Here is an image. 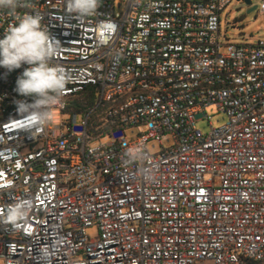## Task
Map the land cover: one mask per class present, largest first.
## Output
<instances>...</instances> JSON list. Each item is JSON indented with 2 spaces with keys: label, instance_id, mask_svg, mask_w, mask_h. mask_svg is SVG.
<instances>
[{
  "label": "built area",
  "instance_id": "2783aa9c",
  "mask_svg": "<svg viewBox=\"0 0 264 264\" xmlns=\"http://www.w3.org/2000/svg\"><path fill=\"white\" fill-rule=\"evenodd\" d=\"M235 1L128 0L117 14L102 0L84 19L66 0L18 9L43 16L72 79L51 123L28 130L15 91L27 65L0 67V210L33 202L19 227L0 224V264H264V41L222 43ZM10 23L0 10V38ZM210 107L228 123L204 134Z\"/></svg>",
  "mask_w": 264,
  "mask_h": 264
},
{
  "label": "clouds",
  "instance_id": "9594fccd",
  "mask_svg": "<svg viewBox=\"0 0 264 264\" xmlns=\"http://www.w3.org/2000/svg\"><path fill=\"white\" fill-rule=\"evenodd\" d=\"M102 0H66V10L80 19L94 16ZM31 0H0V10L6 11L13 20L0 38V67L9 72L24 67L16 79L15 91L25 99L16 101L19 121L28 130H44L53 119L52 108L63 97L71 73L52 60L60 52V41L49 28L42 24L43 16L38 11L21 14L18 9L31 8ZM30 98V99H29ZM143 154V146H137ZM126 155L132 159L136 150L128 149ZM146 179H154L148 174ZM33 202L19 199L0 210V224L19 227L25 221Z\"/></svg>",
  "mask_w": 264,
  "mask_h": 264
},
{
  "label": "rangeland",
  "instance_id": "374dc122",
  "mask_svg": "<svg viewBox=\"0 0 264 264\" xmlns=\"http://www.w3.org/2000/svg\"><path fill=\"white\" fill-rule=\"evenodd\" d=\"M128 0H116L117 14L121 13L119 5L125 9ZM252 5L247 6L246 3L241 0H236L223 12L221 22V41L224 44H248L253 45L259 41H264V14L261 13L264 0H251ZM257 7L252 13H248L249 10ZM208 120L206 117L197 121V128L204 134L211 132L210 123L214 128H220L228 123V117L225 113H221L216 107H210L207 110ZM140 132H147L145 127L131 128L127 130V136L134 138L140 134ZM108 142L104 139L101 143ZM100 142L94 143V146L100 145ZM175 145V139L172 135H166L163 137V146L165 149H169ZM149 151L152 155H156L162 152L163 147L161 143L152 140L148 144ZM97 231L91 229L88 231L89 235H95Z\"/></svg>",
  "mask_w": 264,
  "mask_h": 264
},
{
  "label": "water",
  "instance_id": "95a60500",
  "mask_svg": "<svg viewBox=\"0 0 264 264\" xmlns=\"http://www.w3.org/2000/svg\"><path fill=\"white\" fill-rule=\"evenodd\" d=\"M244 2L246 3L247 6H251V5H252L251 0H244ZM255 10H257V7H255V8H253V9L249 10L248 13L250 14V13L254 12Z\"/></svg>",
  "mask_w": 264,
  "mask_h": 264
},
{
  "label": "flooded vegetation",
  "instance_id": "af4514ba",
  "mask_svg": "<svg viewBox=\"0 0 264 264\" xmlns=\"http://www.w3.org/2000/svg\"><path fill=\"white\" fill-rule=\"evenodd\" d=\"M241 1H243V0H241Z\"/></svg>",
  "mask_w": 264,
  "mask_h": 264
}]
</instances>
